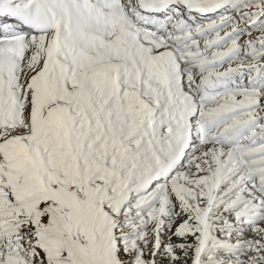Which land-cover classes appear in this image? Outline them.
Listing matches in <instances>:
<instances>
[{
	"label": "snow or ice",
	"instance_id": "snow-or-ice-1",
	"mask_svg": "<svg viewBox=\"0 0 264 264\" xmlns=\"http://www.w3.org/2000/svg\"><path fill=\"white\" fill-rule=\"evenodd\" d=\"M0 264H264V0H0Z\"/></svg>",
	"mask_w": 264,
	"mask_h": 264
}]
</instances>
